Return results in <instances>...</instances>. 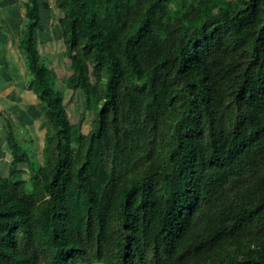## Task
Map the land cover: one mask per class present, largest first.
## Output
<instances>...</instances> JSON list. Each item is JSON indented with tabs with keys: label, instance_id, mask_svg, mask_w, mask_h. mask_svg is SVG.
<instances>
[{
	"label": "trees",
	"instance_id": "1",
	"mask_svg": "<svg viewBox=\"0 0 264 264\" xmlns=\"http://www.w3.org/2000/svg\"><path fill=\"white\" fill-rule=\"evenodd\" d=\"M20 3L45 133L32 160L3 117L0 264H264V0ZM52 7L75 123L36 42Z\"/></svg>",
	"mask_w": 264,
	"mask_h": 264
},
{
	"label": "rangeland",
	"instance_id": "2",
	"mask_svg": "<svg viewBox=\"0 0 264 264\" xmlns=\"http://www.w3.org/2000/svg\"><path fill=\"white\" fill-rule=\"evenodd\" d=\"M20 2L21 0H0V27H2L0 61L2 60L6 64L5 73L0 71V107L3 110V113H0V173L8 172L11 160L3 130V117L8 116L12 120L20 144L28 151L32 160H34L36 152L40 159L39 149L43 145L45 133L44 122L36 115L38 98L25 88L27 69L25 59L22 58L17 48L19 28L23 22V6ZM60 16V12L54 7L48 12L41 13L43 28L36 32V42L42 61L45 64H50V67L56 72L57 89L64 93V103L70 122L75 123L81 112L82 92L72 90L62 81L63 78L71 81L73 75L69 67V59L63 54L64 43L58 23ZM90 121L91 114L86 113L82 126L84 132L90 128ZM21 167L25 169L24 177L28 178L26 164Z\"/></svg>",
	"mask_w": 264,
	"mask_h": 264
},
{
	"label": "crops",
	"instance_id": "3",
	"mask_svg": "<svg viewBox=\"0 0 264 264\" xmlns=\"http://www.w3.org/2000/svg\"><path fill=\"white\" fill-rule=\"evenodd\" d=\"M4 135H5V133H4ZM6 136V135H5Z\"/></svg>",
	"mask_w": 264,
	"mask_h": 264
},
{
	"label": "clouds",
	"instance_id": "4",
	"mask_svg": "<svg viewBox=\"0 0 264 264\" xmlns=\"http://www.w3.org/2000/svg\"><path fill=\"white\" fill-rule=\"evenodd\" d=\"M5 133V132H4Z\"/></svg>",
	"mask_w": 264,
	"mask_h": 264
}]
</instances>
